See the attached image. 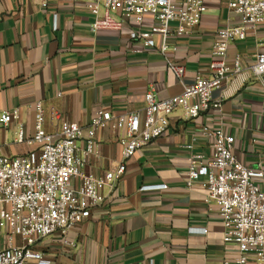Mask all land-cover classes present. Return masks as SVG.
I'll return each instance as SVG.
<instances>
[{
	"label": "crops",
	"instance_id": "1",
	"mask_svg": "<svg viewBox=\"0 0 264 264\" xmlns=\"http://www.w3.org/2000/svg\"><path fill=\"white\" fill-rule=\"evenodd\" d=\"M228 2L206 0L199 24L181 36L175 35L176 23L169 25L168 56L184 70L179 81L156 49L134 38L137 28L130 23L92 31L95 18L86 0H0V110H19L17 121L0 127L3 153L34 149L28 141L38 102L43 128L53 134L62 121L84 128L98 110L112 116L141 112L147 91L168 98L208 77L217 30L240 23ZM154 23L145 16L138 29L151 31ZM262 35L264 26H257L229 45L225 61L232 65L238 57L243 74L229 75L213 91L219 109L195 119L175 110L166 132L129 159L120 180L105 189L102 206L64 237L55 233L37 241L34 249L47 264H232L237 250L222 241L216 207L198 183L186 186L187 159L190 153L210 157L212 144L201 130L221 128L233 137V153L242 164L264 169V90L248 72L264 50ZM154 40L160 43L157 36ZM19 127L22 143L17 142ZM95 142L82 173L102 177L121 162V146L109 128L97 130ZM77 145L80 154L83 143ZM5 238L0 231V250ZM12 243L22 244L18 237Z\"/></svg>",
	"mask_w": 264,
	"mask_h": 264
},
{
	"label": "built area",
	"instance_id": "2",
	"mask_svg": "<svg viewBox=\"0 0 264 264\" xmlns=\"http://www.w3.org/2000/svg\"><path fill=\"white\" fill-rule=\"evenodd\" d=\"M86 2L95 18L92 31L119 30L124 23H130L137 28L134 38L147 48L156 49L168 70L177 80L182 79L183 68L168 56L169 25L176 23V36L186 34L199 24L206 0ZM227 7L239 18V25L217 30L211 48L209 76L196 78L192 84L184 86L179 95L160 99L147 91L141 112L112 116L108 111L98 110L84 128L62 121L53 134L43 128V109L38 102L34 105V132L28 141L34 149L9 156L3 153L0 142V231L6 234L0 264H27L30 260L47 264L43 255L34 249L37 241L55 233L64 237L77 223L88 218L92 209L102 206L106 201L105 189L120 180L129 159L166 132L175 110H182L187 119H195L200 113L220 108L219 102L212 100L213 91L229 75L243 74L238 57L232 65L225 61L229 45L243 41L257 26H264V0H229ZM145 16L155 21L148 32L138 29ZM154 36L160 39L158 45ZM260 44L264 46V35ZM248 72L261 80L264 90V50L255 55ZM18 119V109L0 110L1 128ZM103 128L117 134L121 162L114 172L102 177L83 174L86 159L95 152L96 132ZM201 134L211 141L212 154L208 158L189 154L186 186L191 189L198 183L207 192L206 201L216 207L223 228L222 241L237 250L232 264H264V169H250L242 164L233 153V137L223 129L203 127ZM23 140L19 127L17 142ZM79 142L83 143L80 154ZM186 149L190 151L192 144ZM13 237H18L22 244L14 245ZM63 243L70 245L65 240Z\"/></svg>",
	"mask_w": 264,
	"mask_h": 264
}]
</instances>
